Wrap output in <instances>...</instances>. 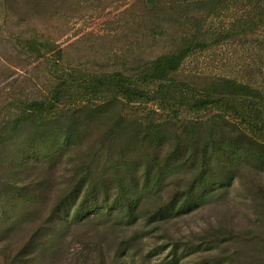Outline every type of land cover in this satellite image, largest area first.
<instances>
[{"label":"trees","instance_id":"obj_1","mask_svg":"<svg viewBox=\"0 0 264 264\" xmlns=\"http://www.w3.org/2000/svg\"><path fill=\"white\" fill-rule=\"evenodd\" d=\"M143 1L152 15L181 17L183 31L172 49L131 72L65 63L63 48L47 38L6 39L16 55L44 65L49 85L35 91L33 83L0 107V221L8 232L27 227L0 264H34L86 223L115 235L116 249L100 246L98 264H134L130 251L147 232L232 190L250 196L249 208H264V0ZM229 42L246 45L247 55L257 48L246 79L180 76L188 57ZM29 174L34 179L24 181ZM31 203L33 212L16 213ZM204 233L196 245L171 237L169 245L212 251L240 232L211 226Z\"/></svg>","mask_w":264,"mask_h":264},{"label":"rangeland","instance_id":"obj_2","mask_svg":"<svg viewBox=\"0 0 264 264\" xmlns=\"http://www.w3.org/2000/svg\"><path fill=\"white\" fill-rule=\"evenodd\" d=\"M0 19L6 21L0 27V38L5 39L0 40V107L10 96L18 97L22 88L29 91L33 83L35 91H44L49 85L44 65L30 62L20 53L16 55L6 39L14 41L16 35L47 38L63 48L65 63L88 71L131 72L147 59L172 49L183 31L181 17L167 21L169 16L162 13L152 15L143 0H10L4 8L0 7ZM244 49L246 45L229 42L197 52L186 59L179 74H230L246 79L249 68L245 64L251 63V70L255 68L257 48L254 45L249 55ZM252 77L258 80L256 73ZM30 177L34 179L29 174L24 181ZM237 192L243 193L238 188L236 192L232 190L202 210L170 221L163 230L147 232L130 251L134 255L128 257V263L264 264V208H249L250 196ZM35 207L32 203L25 210L16 206V213L21 216L33 212ZM140 225L139 229L143 228ZM6 226L0 221L1 254L7 244L15 246L19 242L27 228L20 222L8 232ZM211 226L233 228L240 233L212 251L191 254L185 248L174 251L169 245V237L178 246L187 242L196 245ZM112 237L115 235L103 233L94 223L79 225L64 240L42 250L34 264H98L100 246L108 253L116 249ZM106 264H110L109 260Z\"/></svg>","mask_w":264,"mask_h":264}]
</instances>
